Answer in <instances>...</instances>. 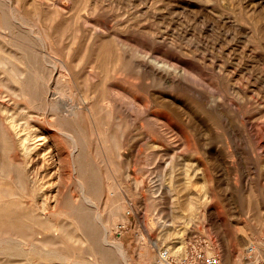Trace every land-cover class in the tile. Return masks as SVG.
I'll use <instances>...</instances> for the list:
<instances>
[{
  "label": "bare ground",
  "instance_id": "bare-ground-1",
  "mask_svg": "<svg viewBox=\"0 0 264 264\" xmlns=\"http://www.w3.org/2000/svg\"><path fill=\"white\" fill-rule=\"evenodd\" d=\"M36 2L41 11L32 16L24 2L0 0V29L11 33L0 38V254L5 258L1 264H22L20 257L26 264H130L123 245L109 240L108 225L117 218L123 224L131 221L133 204L115 207L108 220L103 204L117 203L112 197L114 179L124 172L119 160L131 128L138 150L127 159L126 171L135 174L141 190L146 187L143 171L157 170L165 194L150 205L161 204L160 216L183 221L180 229L159 231L170 246L160 252L155 264H163L169 256L184 260L189 221L211 197L207 171L243 172L254 153L264 150V121L244 118L240 125L238 112L223 95L208 94L201 84L185 78L184 69L177 70L128 43L78 46L74 29L68 33V44L61 46L66 34L50 23L46 11H56L60 4L67 7V1ZM73 53L80 63L70 61ZM169 69L176 70L174 77L164 72ZM153 84L167 91L156 93ZM135 86L164 110H151L133 94ZM118 92L128 97V103L117 97ZM160 141L170 146L163 148ZM171 145L200 152L208 164L192 166L173 153L163 169L161 158L173 152ZM29 186L34 191L28 195ZM35 195L40 207L28 202ZM224 198L236 217L232 196ZM207 215L205 210L202 216ZM215 219L224 221L220 215ZM154 221L150 219L149 224ZM145 223L140 227L141 241L147 244L154 238ZM247 231L245 226L239 228L248 235ZM252 243L247 236L239 240L244 252H261L259 244L248 247ZM77 244L88 251L89 261L70 257ZM216 248L219 244L209 243L206 254L217 255ZM246 253L240 258L226 245L223 263H255Z\"/></svg>",
  "mask_w": 264,
  "mask_h": 264
},
{
  "label": "rangeland",
  "instance_id": "rangeland-1",
  "mask_svg": "<svg viewBox=\"0 0 264 264\" xmlns=\"http://www.w3.org/2000/svg\"><path fill=\"white\" fill-rule=\"evenodd\" d=\"M34 1L20 0L25 3L32 16L41 11L40 2L35 5ZM66 1L67 7L60 4L56 11H46L50 23L66 34L64 39H60L61 46L68 44V33H72L74 29L78 34V46L89 42L108 47H115L120 42L128 43L134 50L149 53L177 70L184 69L185 78L201 84L208 94L223 95L222 99L228 102L232 110L238 112L240 125L244 118L250 121H264V0ZM5 32L6 30L0 29V38ZM10 34H4L5 38H9ZM70 61L80 63L74 53ZM82 66L80 64V69ZM175 69L164 72L174 77ZM152 88L156 93L167 91L156 84H153ZM74 90L78 92L79 88ZM131 91L142 97L151 110H164V107L155 104L152 96L142 87L135 86ZM114 94L116 95L115 92ZM117 97L123 103H128V97L123 93L118 92ZM134 110L141 112V109L136 107ZM134 134L131 128L119 160L124 172L114 179L116 189L112 197L116 198L117 203L104 202L103 216L108 220L115 207L131 202L134 208L129 214L131 221L123 224L121 218H117V221L109 222V240L123 245L130 264H155L160 260V252L170 246L159 237V231L165 227L180 229L183 221L174 222L169 216H160L163 207L161 204L150 205L151 201L157 202L159 196L165 194V187L157 170L153 168L151 174H148L146 169L143 171L146 187L141 190L136 185L135 174L126 171L127 159L138 150ZM170 137L178 139L174 134ZM160 144L163 148L170 146L166 141H160ZM171 147H174L173 152H167L161 158L165 170L173 153L181 155L184 161L192 166L208 164L207 158L200 152H188L184 145ZM148 151H154V148H149ZM245 166L243 172L232 174L211 169L207 171L211 197L207 204L199 209V214L189 221L185 232L189 239L187 256L197 249L206 254L209 243L214 242L219 244V248L215 249L216 254L223 256L226 245H229L233 255L237 254L243 258L247 252L249 259L256 261L246 264H264V150L259 148V153H254ZM197 173L198 179L200 173ZM230 182H234L236 186H231ZM141 185L144 186L143 183ZM147 188H150L151 192H148ZM32 191L34 187L29 186L28 195ZM225 195L232 196L236 217L231 216ZM140 197L143 198L141 202ZM242 200L248 208L244 207ZM28 202L41 206L37 195L32 196ZM205 210H208L207 220L202 216ZM211 214L215 217L220 215L224 221L217 222ZM152 218L155 221L149 224ZM144 223L148 225L154 238L153 242L147 244L141 241L140 227ZM241 226L248 229V235L239 232ZM245 236L253 241L248 247L259 244L261 252H244L243 247L239 246V240ZM148 239L150 237L147 234L146 240ZM69 255L73 259L80 258L84 261L91 258L80 244L75 245ZM4 259V255L0 254V264ZM20 260L22 264L27 263L23 257H20ZM37 263L36 261L35 264Z\"/></svg>",
  "mask_w": 264,
  "mask_h": 264
},
{
  "label": "built area",
  "instance_id": "built-area-1",
  "mask_svg": "<svg viewBox=\"0 0 264 264\" xmlns=\"http://www.w3.org/2000/svg\"><path fill=\"white\" fill-rule=\"evenodd\" d=\"M163 264H224L222 256L207 255L202 250H194L185 258L184 261H177L170 256L167 257Z\"/></svg>",
  "mask_w": 264,
  "mask_h": 264
}]
</instances>
